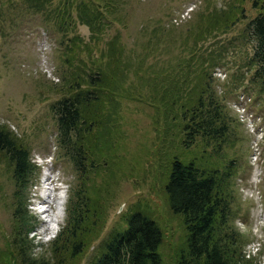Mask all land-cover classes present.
I'll use <instances>...</instances> for the list:
<instances>
[{"label":"rangeland","instance_id":"obj_1","mask_svg":"<svg viewBox=\"0 0 264 264\" xmlns=\"http://www.w3.org/2000/svg\"><path fill=\"white\" fill-rule=\"evenodd\" d=\"M61 2L64 0H50L52 7L49 5L46 11L51 14L45 15L29 10L23 0H0V126L22 142L33 161L41 160V168L47 172L44 158L51 157L48 168L53 172V179H59L66 190L54 240L51 241L48 231L49 237L44 234L39 242L41 247H37V238L28 234L32 257L49 264L56 261L51 247L66 226L69 199L78 184L71 162L58 148L52 109L61 96V68L66 55L59 44L61 33L52 11ZM121 5L120 22L107 29L101 44L119 35L124 54L131 63L126 86L133 93L138 90L150 96L149 88L153 91L146 76L142 81L141 74L133 70L140 57L144 59L143 70L152 66L147 71H158L190 61L203 63L207 74L210 56L215 57L212 87L217 98L225 102L229 132L219 143V153L214 152L215 144L207 146L200 141L190 153L200 167L208 166L209 161L226 163L236 159L235 210L239 217L229 226L242 235V263L264 264V227L261 226L264 225V96L256 84L250 83L253 71L247 66L256 44L247 24L257 15V10L248 0H123ZM240 9L245 12V19L225 28L211 27L215 19L236 14ZM73 31L83 45L89 43L90 32L86 26L78 23ZM121 113L124 140L116 146L115 155L104 157L107 164L89 175L94 182H89L90 186L99 187L98 197L104 199V208L99 214L100 230L91 235L90 247L75 264H90L108 236L124 227V217L139 208L164 230L160 248L162 264H176L186 235L181 219L168 210L162 191L166 156L159 150V140L153 131L155 109L149 103L130 100L122 103ZM201 150H204L202 154ZM33 165L35 170L27 183L25 207L35 227L45 228L27 206L28 200L39 199L38 194L44 191L49 195L45 194L47 200L56 197L59 186L56 185L55 192L53 185L38 188L41 168ZM257 172L262 173L258 183ZM15 190L12 167L0 154V248L11 240ZM250 243L255 244L258 252L249 257L246 249ZM61 255L57 258L60 264L72 263L68 257L63 261Z\"/></svg>","mask_w":264,"mask_h":264},{"label":"trees","instance_id":"obj_2","mask_svg":"<svg viewBox=\"0 0 264 264\" xmlns=\"http://www.w3.org/2000/svg\"><path fill=\"white\" fill-rule=\"evenodd\" d=\"M248 1L257 15L247 24L256 42L247 66L253 71L250 83L264 96V0ZM23 2L35 14H51L46 11L50 0ZM121 4L123 0H64L52 10L61 33L59 44L66 51L61 96L52 107L57 145L71 162L78 181L69 199L66 226L51 247L52 255L57 256L53 264H60V254L63 261L68 257L75 264L100 228L104 199L98 197L99 187L90 186L89 182H94L89 175L106 165L104 157L115 155L116 146L124 140L122 103L130 100L149 103L155 109L153 131L159 150L166 156L162 191L168 210L181 219L186 235L176 264H244L242 235L229 226L239 217L235 210L236 159L226 163L207 160L208 166L200 167L190 153L198 141L215 144L214 152L219 153V143L229 132L225 102L217 98L212 87L216 59L210 56L207 74L203 63L190 61L158 71H147L152 66L143 70L144 59L140 57L133 70L141 74L142 81L146 76L153 91L149 88L150 96L138 90L133 93L126 86L131 63L119 35L101 44L107 29L120 22ZM240 19H245L243 9L215 19L211 27L225 28ZM78 23L89 29L86 45L73 31ZM0 154L12 167L16 189L11 240L0 248V264H49L32 257L28 240L35 222L27 215L26 189L35 167L27 148L2 126ZM164 238L163 228L153 217L141 208L133 209L124 217V227L108 236L90 264H162Z\"/></svg>","mask_w":264,"mask_h":264},{"label":"bare ground","instance_id":"obj_3","mask_svg":"<svg viewBox=\"0 0 264 264\" xmlns=\"http://www.w3.org/2000/svg\"><path fill=\"white\" fill-rule=\"evenodd\" d=\"M246 250V254L249 257L256 255V253L258 252V248H255V246H251V244L247 246Z\"/></svg>","mask_w":264,"mask_h":264},{"label":"built area","instance_id":"obj_4","mask_svg":"<svg viewBox=\"0 0 264 264\" xmlns=\"http://www.w3.org/2000/svg\"><path fill=\"white\" fill-rule=\"evenodd\" d=\"M251 246H255V244H251ZM255 248H257V247L255 246Z\"/></svg>","mask_w":264,"mask_h":264}]
</instances>
